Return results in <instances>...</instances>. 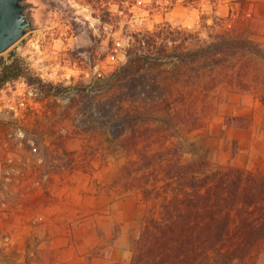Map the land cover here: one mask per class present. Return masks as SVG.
<instances>
[{
  "label": "rangeland",
  "instance_id": "rangeland-1",
  "mask_svg": "<svg viewBox=\"0 0 264 264\" xmlns=\"http://www.w3.org/2000/svg\"><path fill=\"white\" fill-rule=\"evenodd\" d=\"M28 1L32 27L0 53V66L18 56L43 82L85 90L74 99L44 94L22 76L0 89V264L128 263L143 219L159 217L172 193L163 166L197 167L205 157L212 169L264 170L225 128L245 129L246 146L260 113L251 102L264 108V0ZM163 22L197 34L177 49L227 32L258 42L262 54L243 49L212 66L187 55L150 60L145 72L105 87L131 34ZM114 112L127 128L137 124L140 143L155 152L150 166L138 168L129 137L114 136ZM255 136L264 144V116Z\"/></svg>",
  "mask_w": 264,
  "mask_h": 264
},
{
  "label": "trees",
  "instance_id": "trees-1",
  "mask_svg": "<svg viewBox=\"0 0 264 264\" xmlns=\"http://www.w3.org/2000/svg\"><path fill=\"white\" fill-rule=\"evenodd\" d=\"M215 37V40L193 48L177 49V43L196 40L197 34L167 22L153 29L133 32L125 50L126 61L107 74L105 87L111 86L114 76L133 78L136 73L145 72V64L150 60L160 65L169 59L173 62L184 59L182 56L187 55L191 57L189 62L197 60L199 65L212 66L225 56L243 49L262 54L254 40L235 38L227 32H217ZM17 60L18 56H14L10 63L2 62L0 89L9 80L22 76L29 84L36 83L37 89L44 94L64 95L63 91H66L74 99L85 90V87L80 89L43 82L40 77L32 76ZM132 85L134 89L137 87L135 83ZM161 100L167 99L163 96ZM126 114L130 120L133 119L132 113ZM112 117L118 124L114 136L129 137L137 154L132 162L138 168L150 166L155 152H150L145 144L140 143L137 124L131 123L128 128L124 126L121 112H114ZM241 119L231 118L235 123ZM195 163L197 167L192 162L163 166L170 179L168 185L172 193L161 202L159 217L149 215L143 219L131 258L125 264H220V261H223L221 264H262L264 170L252 172L233 166L212 169L208 168L205 157L203 162ZM171 168L177 170L172 171Z\"/></svg>",
  "mask_w": 264,
  "mask_h": 264
},
{
  "label": "water",
  "instance_id": "water-1",
  "mask_svg": "<svg viewBox=\"0 0 264 264\" xmlns=\"http://www.w3.org/2000/svg\"><path fill=\"white\" fill-rule=\"evenodd\" d=\"M28 0H0V53L32 27Z\"/></svg>",
  "mask_w": 264,
  "mask_h": 264
},
{
  "label": "crops",
  "instance_id": "crops-1",
  "mask_svg": "<svg viewBox=\"0 0 264 264\" xmlns=\"http://www.w3.org/2000/svg\"><path fill=\"white\" fill-rule=\"evenodd\" d=\"M252 104L256 105L255 107H258L260 113L258 114L255 111L253 112V118H254L253 128L246 129L247 130L246 133H248V137L250 138L251 143L246 142L247 145L242 146L243 137H241V135H245V131H244L245 129H241L240 127H237L235 125H227V126H225V128H226V131L228 133V138L231 140L234 139L237 141V143L239 145L238 150L241 151L240 154H242V151L243 152L246 151L250 155V158L255 157V156H260L259 158H261V160H264V144L262 142H260V139L258 138V136L254 137L256 128L259 126L261 119L264 116V108L262 106H258V104L256 102H251V105ZM249 109H251V107ZM234 113H236V115L239 114V112H237V111H234ZM225 137H226V135H225ZM249 138H247V139H249ZM245 140H246V138H245ZM225 151H223V152H225ZM215 152H217V149H215ZM224 155H225L224 157L226 159L230 158V153H229V155H228V153H226ZM236 156L237 155L235 154L232 159H236ZM92 264H108V261L97 257V258L93 259Z\"/></svg>",
  "mask_w": 264,
  "mask_h": 264
}]
</instances>
